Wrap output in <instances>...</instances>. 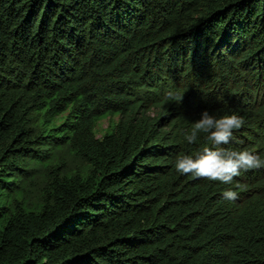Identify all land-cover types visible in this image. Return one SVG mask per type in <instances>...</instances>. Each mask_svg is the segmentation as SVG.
<instances>
[{
	"label": "trees",
	"instance_id": "obj_1",
	"mask_svg": "<svg viewBox=\"0 0 264 264\" xmlns=\"http://www.w3.org/2000/svg\"><path fill=\"white\" fill-rule=\"evenodd\" d=\"M205 110L264 159V0H0V264H264V168L175 169Z\"/></svg>",
	"mask_w": 264,
	"mask_h": 264
},
{
	"label": "clouds",
	"instance_id": "obj_2",
	"mask_svg": "<svg viewBox=\"0 0 264 264\" xmlns=\"http://www.w3.org/2000/svg\"><path fill=\"white\" fill-rule=\"evenodd\" d=\"M175 99L180 102L179 97ZM243 124L244 120L235 114L217 118L207 110L203 111L201 118L196 120L192 128L185 133V140L193 144L200 133H206L207 140L214 147H204L195 158L190 155L177 157L176 171L183 175L190 174L194 178L230 184L234 177L241 175V171L264 168V159H261L260 155L248 150L233 151L223 147L230 143L233 131L239 130ZM223 196L225 199L235 200L237 193L228 190Z\"/></svg>",
	"mask_w": 264,
	"mask_h": 264
},
{
	"label": "rangeland",
	"instance_id": "obj_3",
	"mask_svg": "<svg viewBox=\"0 0 264 264\" xmlns=\"http://www.w3.org/2000/svg\"><path fill=\"white\" fill-rule=\"evenodd\" d=\"M113 118H114V119H117V115L114 116ZM109 121H110V117H105V118L100 119V120L96 123L95 130H96V134H97L98 136H100V135L104 132L106 126H107L108 123H109Z\"/></svg>",
	"mask_w": 264,
	"mask_h": 264
}]
</instances>
